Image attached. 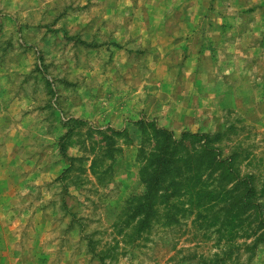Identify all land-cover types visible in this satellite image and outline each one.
I'll use <instances>...</instances> for the list:
<instances>
[{"label":"rangeland","instance_id":"374dc122","mask_svg":"<svg viewBox=\"0 0 264 264\" xmlns=\"http://www.w3.org/2000/svg\"><path fill=\"white\" fill-rule=\"evenodd\" d=\"M153 126L254 205L204 171L137 209ZM263 231L264 0H0V264H264Z\"/></svg>","mask_w":264,"mask_h":264},{"label":"trees","instance_id":"16d2710c","mask_svg":"<svg viewBox=\"0 0 264 264\" xmlns=\"http://www.w3.org/2000/svg\"><path fill=\"white\" fill-rule=\"evenodd\" d=\"M152 129L155 130L157 141L144 157L145 163L141 167L145 190L137 209L140 206L146 211L151 204L157 210L161 205L168 206L172 198L199 184L204 171L217 172L215 178L220 183H231L226 189L228 191H236L238 185H242V190L234 194V203L240 202L245 209L254 205L249 197L252 193L249 185L252 175H239L232 156L220 155L211 145L212 140L207 133L183 131L178 139H173L170 131L154 126ZM186 144L190 146L186 147ZM147 218V214L140 217L139 230L149 224ZM260 239L264 240V231L256 238Z\"/></svg>","mask_w":264,"mask_h":264}]
</instances>
